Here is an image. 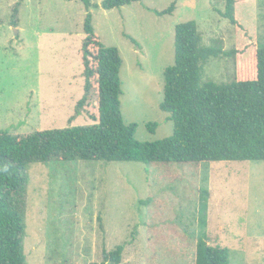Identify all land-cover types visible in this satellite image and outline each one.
Returning a JSON list of instances; mask_svg holds the SVG:
<instances>
[{"label": "rangeland", "instance_id": "rangeland-1", "mask_svg": "<svg viewBox=\"0 0 264 264\" xmlns=\"http://www.w3.org/2000/svg\"><path fill=\"white\" fill-rule=\"evenodd\" d=\"M17 1L0 0V130L14 134L93 123L88 115L75 117L84 92L79 49L89 11L102 42L121 52L122 114L143 141L174 132L160 104L164 71L175 63L177 24L195 20L202 44L223 50L205 66L204 79L217 83L234 79L236 58L226 51L264 42V0L238 4L248 36L221 14L226 0H141L113 9L91 0L90 10L82 0H23L14 26ZM173 4L171 13H160ZM149 167L103 160L32 163L27 264H91L119 244L125 262L195 264L204 232L212 244L229 248V264H264V160ZM204 188L210 193L205 226L199 213Z\"/></svg>", "mask_w": 264, "mask_h": 264}, {"label": "trees", "instance_id": "trees-1", "mask_svg": "<svg viewBox=\"0 0 264 264\" xmlns=\"http://www.w3.org/2000/svg\"><path fill=\"white\" fill-rule=\"evenodd\" d=\"M82 1L90 10L92 1ZM135 1L141 0H104L102 6L113 9ZM243 1L226 0L221 14L248 36L238 14V4ZM22 2L17 1L13 8L14 26ZM174 8L173 4L160 13H171ZM84 32L79 49L84 92L76 104L75 117L85 114L93 123L28 134L0 130V264H27L24 240L28 168L32 163L103 160L142 162L149 167L157 163L264 160V42H249L226 51L236 58L234 79L217 83L204 79L205 66L223 50L202 44L195 20L177 24L175 63L164 71L160 104L174 122V132L150 142L136 138V124L124 121L120 80L123 57L118 47L102 42L90 11L85 16ZM149 126L154 128L157 123ZM209 195L207 189H201L199 213L203 226L208 223ZM124 250V244L104 249L102 260L91 264H136L124 261ZM229 263L227 246L212 244L205 232L198 237L195 264Z\"/></svg>", "mask_w": 264, "mask_h": 264}]
</instances>
